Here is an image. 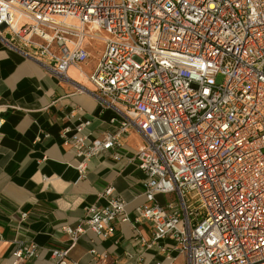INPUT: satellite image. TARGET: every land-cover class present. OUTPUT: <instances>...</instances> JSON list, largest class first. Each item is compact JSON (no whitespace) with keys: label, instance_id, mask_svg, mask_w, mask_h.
Instances as JSON below:
<instances>
[{"label":"built area","instance_id":"obj_1","mask_svg":"<svg viewBox=\"0 0 264 264\" xmlns=\"http://www.w3.org/2000/svg\"><path fill=\"white\" fill-rule=\"evenodd\" d=\"M100 33L87 80L99 108L116 115L101 138L84 133L88 119L62 128V145L81 180L92 159L121 160L122 138L137 129L144 144L131 161L145 202L129 215L108 186L103 205L62 228L71 246L86 231L107 239L117 223L145 221L152 240L139 242L170 238L184 264H264V0H0V39L59 76L87 60L82 44ZM16 109L0 106V130ZM49 253L52 264H73L68 249ZM36 256L35 244H19L9 264Z\"/></svg>","mask_w":264,"mask_h":264},{"label":"crops","instance_id":"obj_2","mask_svg":"<svg viewBox=\"0 0 264 264\" xmlns=\"http://www.w3.org/2000/svg\"><path fill=\"white\" fill-rule=\"evenodd\" d=\"M98 37L84 40L87 60L70 66L64 76L0 39V106L17 108L4 112L0 130V264H9L12 251L24 243L35 244L37 256L21 264H52L51 249H68L66 259L73 264H92L100 254H107L105 264H156L166 253L175 258L173 264H184V258L171 251L174 241L170 238L151 247L139 242V238L145 243L152 240L145 221L137 229L130 223H117L115 234L107 239L86 231L72 246L62 230L76 228L87 206L103 205L98 196L108 186L125 202L129 215L145 202L144 174L131 161L144 144L137 129L122 138L121 160L115 161L111 152L102 154L92 159L81 180L75 170L77 159L62 145V128L88 119L84 133L101 138L109 129V119L116 115L114 110L99 108L96 89L87 80L104 49L106 35ZM23 213L25 220L20 218ZM90 250L97 255H90Z\"/></svg>","mask_w":264,"mask_h":264},{"label":"rangeland","instance_id":"obj_3","mask_svg":"<svg viewBox=\"0 0 264 264\" xmlns=\"http://www.w3.org/2000/svg\"><path fill=\"white\" fill-rule=\"evenodd\" d=\"M93 43H94V45H97V44H98V43H95V42H93ZM222 79H223L222 76H220V75L217 76V77H216V82H217V84H220V83L222 82Z\"/></svg>","mask_w":264,"mask_h":264}]
</instances>
